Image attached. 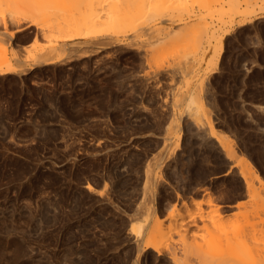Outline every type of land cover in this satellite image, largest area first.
<instances>
[{
  "label": "rangeland",
  "instance_id": "obj_1",
  "mask_svg": "<svg viewBox=\"0 0 264 264\" xmlns=\"http://www.w3.org/2000/svg\"><path fill=\"white\" fill-rule=\"evenodd\" d=\"M4 1L0 33L37 23L25 32L33 43L8 55L21 70L51 48L70 56L0 75V264H264V223L250 197H264V18L237 27L232 0H153L155 12L124 16L117 6L114 27L117 0H27L26 20ZM263 2L255 12L264 14ZM205 27L230 31L211 54L213 71ZM72 34L92 38L63 42ZM196 95L202 121L259 174L253 192L241 177L248 168L189 135L186 100ZM185 212L197 227L177 255ZM245 216L254 225L242 252L203 241L202 222L228 231ZM159 225L167 240L145 249ZM239 227L229 241L250 230Z\"/></svg>",
  "mask_w": 264,
  "mask_h": 264
},
{
  "label": "bare ground",
  "instance_id": "obj_2",
  "mask_svg": "<svg viewBox=\"0 0 264 264\" xmlns=\"http://www.w3.org/2000/svg\"><path fill=\"white\" fill-rule=\"evenodd\" d=\"M77 1L80 2L81 0H74V2H77ZM105 1L106 0H102L100 2V5L102 3H104ZM261 1H263V0H261ZM16 2H18V4L17 3L15 4V0L13 1V4H12V1L7 0V4H5L4 6L8 5L9 9H10V11H12V13H15L16 15H17V13L18 14L20 13L21 15L24 14L23 19L24 20L28 19L29 18L28 15L30 13L27 14V12H29V9L27 7H29L30 3L27 2V0H17ZM155 2L158 3L160 1L156 0ZM155 2L153 0H117L116 7L112 8L110 10V13L108 14V15H110L112 13L110 15L109 19H107V20H110V22L108 21V23H112V26H114V27H119V25H120L119 21L120 20L115 18V17H117V16H115L116 15L115 11L118 9L117 6H119V5L122 6L123 13L126 12V14L129 15V13H138L145 6H148L149 9H152V10H154L153 12H155L157 9V4ZM253 2H258V0H255V1L254 0H243V3H241L239 0H232L229 12L227 11L228 12L227 16L228 15L231 16L229 18L228 22L234 23L233 19L236 17V18H238V20H236L237 22L234 25L237 27H240V26H243L245 24H250L255 20H258V19L260 20L261 18H264V14L262 12H260V11L255 12L256 10H255V6L253 5ZM2 3H5V1ZM34 3H36V1ZM120 6H119V8H120ZM26 9L28 11H26ZM119 10H121V9H119ZM117 14H118V11H117ZM126 14L124 13V16H127ZM118 16H119V14H118ZM232 16H234V17L232 18ZM11 20L13 21V19H11ZM28 25H30V27L31 26L36 27L37 23L30 19V20H28ZM75 29H77V27L76 28L73 27L72 30L75 32V31H77ZM19 31H21V30L19 28H17L13 32L11 31V32L7 33L6 31H3L0 33V41L4 42L3 45H0V51L4 54V56H1V58H0V75L11 74V73L14 74V73H17L19 71H22V74H27L30 70H32V68L34 66L35 67L36 66H38V67L39 66H48V65L54 64L55 62H58L60 60H64V61L68 60L66 58L70 56L69 52L67 53L66 50H64V49H58V48L52 49L51 48L52 50L50 49L48 51H44V53H38L39 54L38 56L34 55V56L26 57V59H24L22 61H23V63L24 62H28V63L30 62V66L28 68H25L24 70L22 68V70H21V68L18 67L20 65L17 66L16 64H14V62H12V58L8 56L9 54H12L14 56V58H16V56L18 54V50H16V48H15L16 44H15L14 40L16 38L15 37L16 32H19ZM202 31L205 35H210L208 37L210 47H209V51L205 55V57H206L205 61H206L207 65L211 67L210 71H213L216 69L219 54L216 55L217 56L216 58H214L215 55H214V57H212L211 54H213V53H215V51H217V47H219V50H220L225 36L228 35L230 33V31L225 30V31H223L222 34H220V36L217 34L218 33L217 32L216 34L219 37L217 35H215V32H213L215 30H213L211 33V31L208 30V27H205ZM209 32H210V34H209ZM70 37H68V39L64 40L63 42H70L72 40H86L87 38L88 39L92 38V37H80L79 34H74V35L72 34ZM95 37L96 36H93V38H95ZM34 38H35V36H34ZM213 41L216 44L211 47V44L213 43ZM11 42H12V44H11ZM186 101H187L186 102L187 117H189L191 119V124H192V126L195 127V130L191 129V128L189 129V135L201 138L203 141L206 138L213 140L215 142V144H217L221 148V150L223 151V153L225 155V159L234 162L233 166H239L240 168H242V166H245L246 169L248 168L251 171L254 170L251 166L252 164H250L248 161H246L243 158L240 159L239 157H237L236 152L234 151V148H232V145H228L229 141H227V135L226 134L215 130L209 119L205 120L206 126H205V124H203V123H205L202 121L205 118L204 117L205 108H204V104H203V101L201 100L200 96H198V95L190 96V97H188V100H186ZM206 144L204 143V145H206ZM175 149L178 150V145L175 146ZM248 169H247V171L249 172V175H245L241 171V177L243 178V184L245 186V190H247L248 192H250V191L253 192L252 190L255 189V187L253 188V186H254L253 181H255L256 183L259 182L260 184H262V182H261V179L259 177V174L256 173V171H252L251 172L252 175H251V173ZM199 173H201V172H199ZM86 189L93 191V188L90 184L86 185ZM250 197L252 198V201L256 205V210H258V212H259V213L257 212L259 214V215H257V218L259 219V223L263 224L264 220L260 214H262V213L264 214V197H262L260 195V193H255V191L252 193V195H250ZM176 213H178V212L174 211V214L172 216H174ZM185 213H184L185 214L184 216L187 218L184 219L185 222L181 223V226H179L178 231H176V236L178 237V241H180L177 243V245H179V246H177L176 244H173V246L175 245L174 247H177L175 249L173 248L177 255H178L177 252L183 254V253H187L189 251L190 245L186 243L185 238L187 237V235H189L191 237V235L193 234L192 231H189L190 228L197 227L196 226V220L192 217V215L190 213L187 214V212H185ZM184 216L182 218H185ZM244 221H245V224L243 227L234 226V227H231L230 230H228V231L225 230L224 228H221L222 227L221 225H217L216 221L212 222L211 224H208L206 222L205 223L202 222L203 225L200 227V230L203 231L204 236H205V239L203 241L206 244L217 243L220 251L227 250L230 253H240L243 251V249H247V244L249 243V240L251 239L249 237V236H251V234L248 232L251 231V228L254 225V224L249 222V218L247 219L246 216L244 218ZM238 227L242 228V229L245 228V230L248 228L250 230L249 231L246 230L247 233L245 232V234H242L243 236L241 235L240 239L234 240L236 238V236H235L234 238H232L231 241H229V238L227 237L228 234L230 232L231 233L235 232ZM249 227H251V228H249ZM152 233L154 234L155 238L153 241L148 242L145 245V249L158 251V246L160 245L159 242L160 241L165 242L167 240L166 234L163 233V231L160 229V225L155 230L153 229ZM248 234H250V235L248 236ZM176 249H177V251H176ZM222 259H225V258H222ZM222 261H221V259L220 260L218 259V264H220ZM223 262L221 264H223Z\"/></svg>",
  "mask_w": 264,
  "mask_h": 264
},
{
  "label": "crops",
  "instance_id": "obj_3",
  "mask_svg": "<svg viewBox=\"0 0 264 264\" xmlns=\"http://www.w3.org/2000/svg\"><path fill=\"white\" fill-rule=\"evenodd\" d=\"M28 29L30 30L31 28L29 27L26 30L23 29L20 33L17 34L14 40L15 44L17 45V46L15 45V48L18 49V51L24 48H28L33 43L34 32L31 34V37H30V35L28 34L30 31ZM25 32H28V33L25 34Z\"/></svg>",
  "mask_w": 264,
  "mask_h": 264
}]
</instances>
